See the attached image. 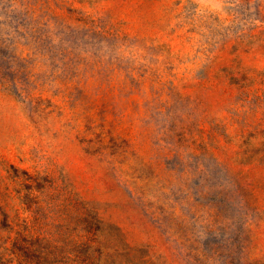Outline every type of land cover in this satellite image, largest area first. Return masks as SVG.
I'll use <instances>...</instances> for the list:
<instances>
[{
  "label": "rangeland",
  "instance_id": "374dc122",
  "mask_svg": "<svg viewBox=\"0 0 264 264\" xmlns=\"http://www.w3.org/2000/svg\"><path fill=\"white\" fill-rule=\"evenodd\" d=\"M0 264H264V0H0Z\"/></svg>",
  "mask_w": 264,
  "mask_h": 264
}]
</instances>
